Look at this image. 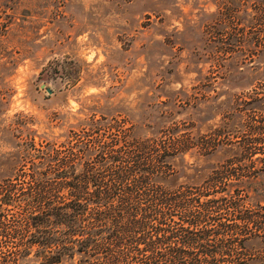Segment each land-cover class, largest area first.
I'll return each instance as SVG.
<instances>
[{"label": "rangeland", "instance_id": "obj_1", "mask_svg": "<svg viewBox=\"0 0 264 264\" xmlns=\"http://www.w3.org/2000/svg\"><path fill=\"white\" fill-rule=\"evenodd\" d=\"M263 17L261 0H0V182L25 185L22 148L64 152L93 116L123 143L175 124L213 140L169 158V185L250 150L257 176L239 195L264 205Z\"/></svg>", "mask_w": 264, "mask_h": 264}, {"label": "trees", "instance_id": "obj_2", "mask_svg": "<svg viewBox=\"0 0 264 264\" xmlns=\"http://www.w3.org/2000/svg\"><path fill=\"white\" fill-rule=\"evenodd\" d=\"M262 24L254 41L261 34L264 46ZM104 125L89 117L64 152L47 141L22 148L26 184L0 182V264H264V205L239 195L257 176L250 150L169 185L170 157L208 153L214 141L176 134L175 124L167 137L128 144L105 139Z\"/></svg>", "mask_w": 264, "mask_h": 264}, {"label": "water", "instance_id": "obj_3", "mask_svg": "<svg viewBox=\"0 0 264 264\" xmlns=\"http://www.w3.org/2000/svg\"><path fill=\"white\" fill-rule=\"evenodd\" d=\"M46 90L49 92L50 91V88L49 87H46Z\"/></svg>", "mask_w": 264, "mask_h": 264}]
</instances>
